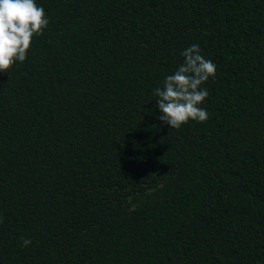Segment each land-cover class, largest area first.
Wrapping results in <instances>:
<instances>
[{"label":"trees","instance_id":"trees-1","mask_svg":"<svg viewBox=\"0 0 264 264\" xmlns=\"http://www.w3.org/2000/svg\"><path fill=\"white\" fill-rule=\"evenodd\" d=\"M36 3L0 73V264H264V0ZM193 44L209 118L171 129L153 90Z\"/></svg>","mask_w":264,"mask_h":264},{"label":"clouds","instance_id":"clouds-1","mask_svg":"<svg viewBox=\"0 0 264 264\" xmlns=\"http://www.w3.org/2000/svg\"><path fill=\"white\" fill-rule=\"evenodd\" d=\"M48 24L44 8L36 0H0V73H8L14 64L26 60L33 37L43 35ZM181 55L184 62L164 78L162 87L153 90L162 113L158 119L171 129H180L189 120L207 121L209 114L200 105L209 92L202 85L216 74V65L201 54L199 45L189 46ZM21 240L24 247L31 244L30 238Z\"/></svg>","mask_w":264,"mask_h":264}]
</instances>
